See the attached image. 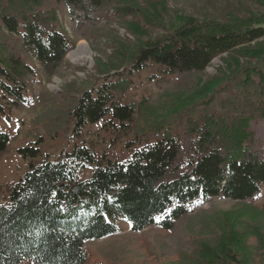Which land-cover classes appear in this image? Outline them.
Listing matches in <instances>:
<instances>
[{"label":"trees","instance_id":"16d2710c","mask_svg":"<svg viewBox=\"0 0 264 264\" xmlns=\"http://www.w3.org/2000/svg\"><path fill=\"white\" fill-rule=\"evenodd\" d=\"M59 1L68 10L73 34L88 38L108 8L129 0ZM262 37L264 17L227 23L189 19L130 50V65L112 74L117 79L86 89L70 84L71 102L59 113L58 126L64 123L77 135L87 124L100 121L127 130L138 115L147 131L135 133L136 147L130 146L131 155L124 160L101 158L82 145L30 162L0 204V264H86L85 242L117 233L121 219L134 231L154 224L171 230L198 201L254 198L264 186V45L252 52L263 61L262 67H253L258 80L247 77L230 111L188 116L178 131L172 125L181 113L193 109H183L176 96L161 104H145L146 99L136 104L122 102L117 92L127 90L130 77L150 64L156 65L153 78L161 76L177 90H194L201 84L200 73L215 57ZM72 47L57 11L43 8V0H0L2 101L15 108L25 106L29 77L36 75L33 61L50 77ZM11 141L12 135L0 130V160L9 153ZM41 141L39 137L18 151L24 158L41 156ZM87 167L92 173L84 178L81 173ZM257 209L264 213V204ZM233 261L237 259L231 249L221 253L208 243L193 260L185 258L188 264Z\"/></svg>","mask_w":264,"mask_h":264},{"label":"rangeland","instance_id":"374dc122","mask_svg":"<svg viewBox=\"0 0 264 264\" xmlns=\"http://www.w3.org/2000/svg\"><path fill=\"white\" fill-rule=\"evenodd\" d=\"M124 7L130 8L122 10ZM43 8L57 11L59 24L68 31L73 47L50 77L33 61L36 75L29 77L26 92L29 101L25 106L7 105L1 99L0 90L3 108L0 130L12 135L10 151L0 160V184L3 185L0 204L7 201L8 186L24 175L30 162H39L47 153L55 158L62 151L86 145L101 158L124 160L131 155L130 146L136 147L135 133L145 124L138 115L132 118L127 130H115L100 121L87 124L77 135L64 123L65 127L58 126L59 113L65 112L71 102L70 84L86 89L117 79L112 74L130 65V50L172 31L186 20L227 23L240 18L264 17V0H129L108 8L91 29L90 36L82 38L73 34L63 2L43 0ZM81 43L87 46L88 58L75 61L71 53ZM263 45L264 37L215 57L200 73L201 84L194 90H177L165 78H153L156 65L150 64L135 72L127 90L118 91L117 96L125 103L138 104L146 99L144 103L151 105L161 104L168 96H176L179 104L185 105L183 109L192 108L193 111L181 113L180 120L172 125L174 131L181 129L188 116L197 117L206 111L227 114L230 102L241 90L243 92L247 77L258 80L253 67H262L263 61L252 52ZM249 89L253 90V86ZM38 115L44 116L37 118ZM147 136L152 139L151 133ZM39 137L42 139L41 156L24 158L18 149ZM91 173L92 167H87L81 176L88 178ZM263 204L264 186L249 202L220 196L198 201L193 211L178 220L171 230L154 224L134 231L125 219H121L117 233L85 242L86 264H188L185 258L193 260L206 243L221 253L231 249L237 259L233 264H264V213L257 209Z\"/></svg>","mask_w":264,"mask_h":264},{"label":"bare ground","instance_id":"6f19581e","mask_svg":"<svg viewBox=\"0 0 264 264\" xmlns=\"http://www.w3.org/2000/svg\"><path fill=\"white\" fill-rule=\"evenodd\" d=\"M72 58L76 60H86L88 58V50L85 44H80V46L71 53Z\"/></svg>","mask_w":264,"mask_h":264}]
</instances>
